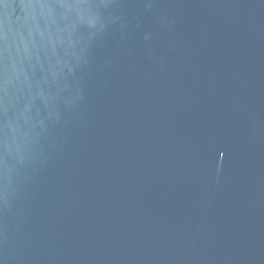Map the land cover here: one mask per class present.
<instances>
[{"label": "water", "instance_id": "obj_1", "mask_svg": "<svg viewBox=\"0 0 264 264\" xmlns=\"http://www.w3.org/2000/svg\"><path fill=\"white\" fill-rule=\"evenodd\" d=\"M0 264H264V0H0Z\"/></svg>", "mask_w": 264, "mask_h": 264}]
</instances>
